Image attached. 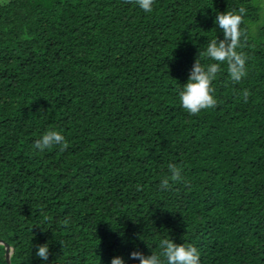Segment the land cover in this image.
<instances>
[{
    "label": "trees",
    "instance_id": "16d2710c",
    "mask_svg": "<svg viewBox=\"0 0 264 264\" xmlns=\"http://www.w3.org/2000/svg\"><path fill=\"white\" fill-rule=\"evenodd\" d=\"M246 9L245 75L216 103L178 90L216 11ZM252 0H0V264H108L192 244L199 264H264V24ZM247 92L245 99L242 93ZM65 145L33 148L46 130ZM173 163L182 180L158 191ZM139 186V188H137ZM11 252L10 263L7 252Z\"/></svg>",
    "mask_w": 264,
    "mask_h": 264
},
{
    "label": "clouds",
    "instance_id": "9594fccd",
    "mask_svg": "<svg viewBox=\"0 0 264 264\" xmlns=\"http://www.w3.org/2000/svg\"><path fill=\"white\" fill-rule=\"evenodd\" d=\"M136 7L145 13L151 12L153 0H134ZM258 9L257 19L249 22L247 33L254 34L258 25L264 24V0H252ZM246 9L239 7L235 10L216 11L213 24L219 30L221 38L207 41L203 55L211 62L201 63L197 56L188 70L187 78L178 90L179 106L190 115L198 114L201 110L212 107L215 103L211 82L214 80L220 64L227 65L228 77L233 82H238L245 75L246 56L238 51L241 41L246 36V29L242 27ZM247 98V92L242 93ZM65 145L61 131L49 129L44 131L33 143V148L44 151L51 146ZM168 174L159 180L158 191L167 192L171 182L182 180L180 168L173 164L167 165ZM139 188V186H137ZM34 255L46 264L49 256V243H37ZM157 252L149 255L142 254L139 250L128 253L130 260L137 264H199L200 253L196 247L189 243H174L170 238H162L156 245ZM108 264H126L121 256L110 257Z\"/></svg>",
    "mask_w": 264,
    "mask_h": 264
},
{
    "label": "water",
    "instance_id": "95a60500",
    "mask_svg": "<svg viewBox=\"0 0 264 264\" xmlns=\"http://www.w3.org/2000/svg\"><path fill=\"white\" fill-rule=\"evenodd\" d=\"M0 244H5V243H3V242H0ZM5 246L7 247V249H9V247H8V245L7 244H5ZM8 251V250H7ZM10 257H11V252H7V260H8V263H10Z\"/></svg>",
    "mask_w": 264,
    "mask_h": 264
}]
</instances>
